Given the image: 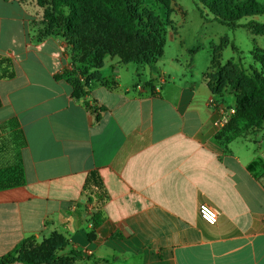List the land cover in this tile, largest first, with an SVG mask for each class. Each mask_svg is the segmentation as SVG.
Segmentation results:
<instances>
[{"label":"crops","instance_id":"crops-1","mask_svg":"<svg viewBox=\"0 0 264 264\" xmlns=\"http://www.w3.org/2000/svg\"><path fill=\"white\" fill-rule=\"evenodd\" d=\"M39 29L0 0V56L12 72L0 79V123L14 121L26 140L23 183L0 189V258L57 234L69 264H264V124L218 140L211 87L170 75L178 68L165 56L141 72L111 57L105 83L82 96L66 39ZM161 71L167 82L152 95ZM92 171L102 205L85 190ZM203 203L217 224L200 217Z\"/></svg>","mask_w":264,"mask_h":264},{"label":"rangeland","instance_id":"rangeland-1","mask_svg":"<svg viewBox=\"0 0 264 264\" xmlns=\"http://www.w3.org/2000/svg\"><path fill=\"white\" fill-rule=\"evenodd\" d=\"M5 1H15L22 5L33 17L36 25L40 27L42 34L62 30L61 21L51 24L46 19L45 14L52 8V0ZM227 1L241 2L243 0ZM255 1L264 4V0ZM130 2L136 6L141 16L138 27L144 32H151V35L140 37V45L148 50L141 57L140 62L130 64L128 60L122 61L117 57H112L117 59L115 61L119 64H130L132 70L137 65V69L141 72L142 67L148 65L160 68L159 61L165 56L173 60L178 68L175 72L165 68L166 73L171 71L170 75L176 79L200 76L216 89L217 96L233 107L237 99L249 87L246 75H256L264 79V15L242 18L236 23L247 27H238L233 30L216 21L209 10L205 9L203 12L198 0H130ZM80 4L87 8L93 5L90 0H81ZM81 16L76 34L84 36L85 40L79 37L78 40L80 43H85L76 53L78 58L75 62L81 73L79 78L89 83L104 81L100 71L106 66L107 59L111 57H105L103 67L96 68L100 66V62L91 59V49L86 36L104 41L110 33L105 27H100V25L97 27L96 22L103 24L102 20L106 21V19H103L105 17L99 12H94V9H86ZM87 18L90 19L86 20ZM86 21L91 22V25H87L89 31L83 27ZM100 34L101 38L97 36ZM113 35L117 34L113 33ZM153 36L164 43V48H159ZM66 41L69 45V39ZM131 41L134 39L131 38ZM144 59L149 62H144ZM151 84L155 86L149 81L148 85ZM263 107L264 103L260 98L249 101L240 114V119H242L240 124L229 136H247L249 133L259 131L261 127H257L256 122L263 112ZM53 264H69V261L60 260Z\"/></svg>","mask_w":264,"mask_h":264},{"label":"trees","instance_id":"trees-1","mask_svg":"<svg viewBox=\"0 0 264 264\" xmlns=\"http://www.w3.org/2000/svg\"><path fill=\"white\" fill-rule=\"evenodd\" d=\"M81 0H52V8L47 10L46 19L51 24H56L61 21L62 30L58 32H45L43 35H57L65 39H69V45L72 57V72L76 75L77 80L75 84L76 90L80 95L85 96L88 93L89 82L81 80L79 68L76 64V53L81 50V45L78 37L85 38L81 34H76V29L80 25L81 14L86 9H94V12H99L103 15L106 21L102 23L96 22L97 27H105L110 33L104 41H98L90 36H86L89 41L91 59L100 62V66L103 67V59L107 56L117 57L120 60H128L130 64L140 62L141 57L148 51L142 45H140V37L151 35V32H144L138 27V22L141 20L136 6L130 2V0H90L93 5L91 8L80 4ZM202 5L203 12L205 9L214 16V19L221 24H224L231 29H237L238 27L245 28L246 25H239L236 21L242 18H250L254 16L264 15V4H260L255 0H243L241 2H232L227 0H198ZM202 12V15H203ZM87 18L86 20H89ZM87 25H91L90 21H86L84 28L89 31ZM117 35H113V33ZM77 35V38H76ZM155 35V34H152ZM100 38L102 35H97ZM131 38L134 41H131ZM158 43L160 49L164 48V43L153 36ZM85 40V39H83ZM137 59V60H136ZM143 59V58H142ZM8 63V59L4 56H0V79L3 77H9L12 72L7 68H2V64ZM144 62H149L144 59ZM246 79L249 83L248 89L237 99L235 105L236 112L231 117L230 121L221 129V132L217 135V139L229 140L232 137L229 136L235 127L240 124V114L245 105L255 99L260 98L264 103V79L256 75H246ZM105 83L104 81H100ZM152 82V81H151ZM209 84V83H208ZM213 93L218 95L216 89L209 84ZM151 94L157 95L155 87H151ZM1 104V101H0ZM245 121V120H243ZM264 122V107L261 116L258 118L256 125L262 127ZM10 130V131H9ZM240 133V130H238ZM234 132V134H238ZM26 145L25 136L22 129L14 121H7L0 123V189L17 186L23 183L24 173L20 161V150ZM254 166L251 165L250 168ZM85 190L89 195V200L94 199L103 204L107 198L103 190L102 182L97 172L92 171L87 176L85 182ZM104 221V217L101 212H97L93 217V224L95 227H99ZM65 245L64 239L54 234L51 238L43 240L41 243L33 241L32 238L22 241L11 252L0 258V264H12L15 261L22 262L24 264H53L60 260H68V258H60L57 255V251L63 248Z\"/></svg>","mask_w":264,"mask_h":264},{"label":"built area","instance_id":"built-area-1","mask_svg":"<svg viewBox=\"0 0 264 264\" xmlns=\"http://www.w3.org/2000/svg\"><path fill=\"white\" fill-rule=\"evenodd\" d=\"M167 79L168 76L164 71H161L156 75V79L153 81L156 93L160 91L161 86L167 82ZM209 106L218 114L216 125L219 128H223L236 112L235 107L227 105L225 100L217 95H213L210 98ZM199 215L210 225H215L218 222L219 211L210 204L203 203L199 206Z\"/></svg>","mask_w":264,"mask_h":264}]
</instances>
